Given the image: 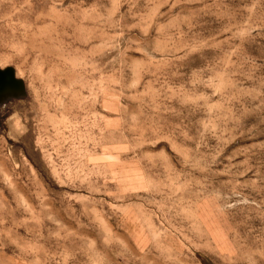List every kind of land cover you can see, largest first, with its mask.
<instances>
[{"label":"rangeland","instance_id":"rangeland-1","mask_svg":"<svg viewBox=\"0 0 264 264\" xmlns=\"http://www.w3.org/2000/svg\"><path fill=\"white\" fill-rule=\"evenodd\" d=\"M0 264H264V0H0Z\"/></svg>","mask_w":264,"mask_h":264}]
</instances>
